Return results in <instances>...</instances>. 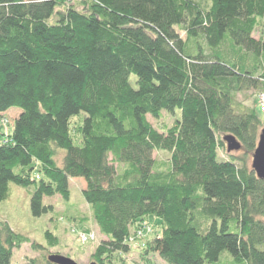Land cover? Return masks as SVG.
<instances>
[{
	"label": "trees",
	"instance_id": "obj_1",
	"mask_svg": "<svg viewBox=\"0 0 264 264\" xmlns=\"http://www.w3.org/2000/svg\"><path fill=\"white\" fill-rule=\"evenodd\" d=\"M201 2L0 0V204L33 187L40 217L82 178L96 264H125L151 217L147 264H264V179L246 162L264 117L238 99L264 96V0ZM162 112L179 114L157 129ZM227 134L243 157L218 158ZM44 237L23 264H54ZM28 242L0 222V264Z\"/></svg>",
	"mask_w": 264,
	"mask_h": 264
},
{
	"label": "rangeland",
	"instance_id": "obj_2",
	"mask_svg": "<svg viewBox=\"0 0 264 264\" xmlns=\"http://www.w3.org/2000/svg\"><path fill=\"white\" fill-rule=\"evenodd\" d=\"M204 6L209 0H199ZM255 37L264 40V18L261 20V24L255 31ZM130 82L135 86V76H130ZM247 106L257 108L260 111V116L264 117V102L254 92H248L239 95L238 98ZM258 100V101H257ZM263 113V114H262ZM179 113L173 115L166 112H162L160 119H154L151 116H147L153 127L157 129H163L164 126H170ZM8 118L12 121L13 117L8 115ZM78 117L73 119V123L78 121ZM2 131L6 134L10 131V126L5 120L1 122ZM45 129V128H44ZM224 142V141H223ZM252 154L246 153V162L251 167ZM153 155L158 159H166L167 154L159 151L154 152ZM245 154L240 147L239 150L227 152L224 142L223 148L218 150V158L228 159L231 156L243 157ZM61 154L58 155V161ZM85 182L82 178H72L69 181V200H63L59 195L52 197H45L43 199L44 204H52L54 210L40 217H33L29 209V199L33 191V187H20L11 185L10 196L7 200L0 204V222L4 221L9 224L11 229L17 233L27 235L29 237L28 243L22 244L18 249L13 250L10 264H23L27 259L35 257L40 253L33 248V244L38 243L46 246V240L44 232L50 230L59 238V245L46 250V254H59L61 256L68 257L75 261L77 264H89L92 262L91 253L94 251L96 245L103 238V235L98 231L97 226L89 216L88 206L81 195V189ZM80 219H84V223L80 224ZM157 220L154 217L143 225L145 230L140 232L142 239L140 242H133L129 253L125 255V264H147L146 260L142 256L145 252V242L151 239V234L159 232L157 228ZM84 228L88 229V233H93L92 240L83 242L81 238V232ZM143 228V229H144ZM85 231V230H84ZM145 238V239H144ZM148 253V251H147ZM146 258L150 264H166L156 254L148 253Z\"/></svg>",
	"mask_w": 264,
	"mask_h": 264
},
{
	"label": "water",
	"instance_id": "obj_3",
	"mask_svg": "<svg viewBox=\"0 0 264 264\" xmlns=\"http://www.w3.org/2000/svg\"><path fill=\"white\" fill-rule=\"evenodd\" d=\"M222 140L225 142L227 152L240 149V143L233 135H224ZM251 169L258 179H264V129L259 133L256 148L252 154ZM48 260L54 264H77L72 259L59 254L48 255ZM89 264H96L90 262Z\"/></svg>",
	"mask_w": 264,
	"mask_h": 264
},
{
	"label": "built area",
	"instance_id": "obj_4",
	"mask_svg": "<svg viewBox=\"0 0 264 264\" xmlns=\"http://www.w3.org/2000/svg\"><path fill=\"white\" fill-rule=\"evenodd\" d=\"M259 97H260V99L264 102V96L261 95V96H259ZM262 108H264V105H263ZM80 235H81V238H82V241H83V242H87L88 240H92L93 237H94L93 233H91V232L86 233V232L82 231Z\"/></svg>",
	"mask_w": 264,
	"mask_h": 264
}]
</instances>
